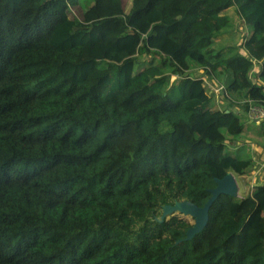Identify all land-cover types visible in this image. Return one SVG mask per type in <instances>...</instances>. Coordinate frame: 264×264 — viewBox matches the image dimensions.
Returning <instances> with one entry per match:
<instances>
[{
    "label": "trees",
    "instance_id": "trees-1",
    "mask_svg": "<svg viewBox=\"0 0 264 264\" xmlns=\"http://www.w3.org/2000/svg\"><path fill=\"white\" fill-rule=\"evenodd\" d=\"M92 1L0 0V264H264V182L220 194L192 239L157 220L263 164L240 115L264 124V82L239 81L254 60L264 80V0ZM229 8L249 29L221 66L195 43Z\"/></svg>",
    "mask_w": 264,
    "mask_h": 264
},
{
    "label": "rangeland",
    "instance_id": "rangeland-1",
    "mask_svg": "<svg viewBox=\"0 0 264 264\" xmlns=\"http://www.w3.org/2000/svg\"><path fill=\"white\" fill-rule=\"evenodd\" d=\"M93 1L91 0V3ZM128 3V0H123V4H127ZM90 4V3H89ZM89 4H81L84 8L86 6H88ZM230 16V15H228ZM232 16V21H233V29H229L228 27H226V30L227 32L221 34V32L219 34H217L216 36L218 37L220 34V37H221V40L222 41H225L227 43V46L224 48L225 50L223 51V54H221V57L218 59L219 61V64L222 66L223 65V59L226 57V54L230 52L231 48L235 45V43H237L239 41V38L241 37L242 33L244 31H246V26L245 24L242 23V21L240 20V18L238 17V15L236 14V12L234 11L233 14H231ZM69 17L70 18H80L82 19L83 18V11L81 9L80 6H72L70 8V11H69ZM220 39H217L215 42H214V45H211L210 46V43H202L201 45L198 46V49L201 50V51H204L205 53H207L208 55H211V61L213 62H218L216 61V59L213 57L212 55V52H211V47L213 48V50H216L215 48H220L219 44H220ZM225 45V44H224ZM145 59V58H144ZM222 62V63H221ZM222 69V68H219V70ZM247 87V84L246 83H242L241 86H240V89H243L245 90ZM224 106V105H223ZM240 120L242 121L243 123V131H246L248 133V129L251 128L250 131L252 132H249L248 134H245L244 136H250V133L254 134L256 131L257 133L261 131L262 127H264V124L261 123H256V122H253L251 120H249L247 118L246 115H240ZM255 129V130H254ZM223 130L225 131V128H223ZM254 130V131H253ZM243 131L240 133V135H242ZM247 147H243L241 148L240 150H242L243 152L242 153H247ZM227 152H230L229 149H227ZM244 156V155H243ZM258 166V165H257ZM257 174H258V170H257ZM261 177H263L264 175L263 174H260ZM259 178L258 180H256V177H252L249 175V177L247 178V181L245 178L239 176V175H236V179H237V182H238V185H239V196L238 197H234V199H238V198H242L243 196H245L247 194V192H245L244 190V186L245 185H248V191L251 192V189L252 187L258 185V184H261V183H258L259 181L261 180H264V178ZM248 183V184H247ZM253 191V190H252ZM245 194V195H243ZM160 213V211H159ZM174 216H177L189 223H193V218L190 216V215H183V214H180L178 212L174 213ZM170 217L172 216H168L167 219H170ZM262 240L264 241V231L262 232Z\"/></svg>",
    "mask_w": 264,
    "mask_h": 264
},
{
    "label": "water",
    "instance_id": "water-1",
    "mask_svg": "<svg viewBox=\"0 0 264 264\" xmlns=\"http://www.w3.org/2000/svg\"><path fill=\"white\" fill-rule=\"evenodd\" d=\"M216 186L210 188V198L203 206H199L191 200H176L174 203L164 204L162 213L157 220L162 222L168 216L178 212L183 215H190L193 218L191 227L187 230L186 237L181 240L192 239L197 233L201 232L209 220V209L220 194H226L231 197L239 196V185L232 172H227L222 178H215Z\"/></svg>",
    "mask_w": 264,
    "mask_h": 264
},
{
    "label": "crops",
    "instance_id": "crops-1",
    "mask_svg": "<svg viewBox=\"0 0 264 264\" xmlns=\"http://www.w3.org/2000/svg\"><path fill=\"white\" fill-rule=\"evenodd\" d=\"M235 11V9L234 8H229V9H227L226 11H225V14H227V15H230V18H232V16H231V14H233V12ZM231 21H232V19H231ZM233 22V21H232ZM232 26H229L228 28L229 29H233V27H234V25L233 24H231ZM247 26V25H246ZM232 27V28H231ZM247 29H249V27L247 26ZM225 32H227V30H226V28H224V29H222V31H221V34H223V33H225ZM220 34V35H221ZM220 35L217 37V36H214V38H213V42H215L217 39H220L219 41H220V44H219V46H220V48L218 49V48H216V49H218V50H220V49H223L222 50V53H223V51L225 50L224 48L227 46V43L225 42V41H222L221 40V37H220ZM205 43V42H204ZM202 43L200 42V41H198V42H196L195 43V47H196V49L198 50V51H201V50H199L198 49V46L199 45H201ZM225 44V45H224ZM214 45V44H213ZM230 53V52H229ZM229 53H227L226 54V56L229 54ZM259 70H260V63L258 62V61H256V63H255V65H254V69L252 70V72L248 75V78L247 79H244V80H240L239 81V86H241V84L242 83H246L247 84V87H246V89L249 87V85L252 83V81L251 80H253L254 82H256V80L258 81V80H260V81H263L264 82V80H262L260 77H259ZM241 90H243V89H241ZM258 136V135H257ZM259 137V136H258ZM258 140H259V138H258ZM262 172L264 173V169L262 170ZM249 175L250 176H252V177H256V180H258L261 176H260V173H256V171H255V169H253V171L252 172H250V173H248V175L247 176H244V178L246 179V181H247V178L249 177ZM261 178H264V176L263 177H261ZM264 180H261V181H259L258 183H261V182H263ZM248 184V183H247ZM249 185V184H248ZM248 185H245L244 186V190H245V192H248ZM243 195H245V194H243Z\"/></svg>",
    "mask_w": 264,
    "mask_h": 264
},
{
    "label": "built area",
    "instance_id": "built-area-1",
    "mask_svg": "<svg viewBox=\"0 0 264 264\" xmlns=\"http://www.w3.org/2000/svg\"><path fill=\"white\" fill-rule=\"evenodd\" d=\"M255 62V60H254ZM222 87H217L216 91L220 90ZM250 118L253 120H263L264 119V108L263 107H256L255 105L251 106L250 109Z\"/></svg>",
    "mask_w": 264,
    "mask_h": 264
},
{
    "label": "clouds",
    "instance_id": "clouds-1",
    "mask_svg": "<svg viewBox=\"0 0 264 264\" xmlns=\"http://www.w3.org/2000/svg\"><path fill=\"white\" fill-rule=\"evenodd\" d=\"M256 61H257V60H255L254 65H255ZM260 67H261V65H260ZM253 69H254V68H253ZM251 72H252V71H251ZM263 169H264V158H263V164H262V165H258V173L264 175V173L262 172ZM256 173H257V171H256ZM236 180H237V179H236ZM237 183H238V182H237ZM253 188H254V187H252L251 192H252ZM237 197H238V196H237Z\"/></svg>",
    "mask_w": 264,
    "mask_h": 264
}]
</instances>
